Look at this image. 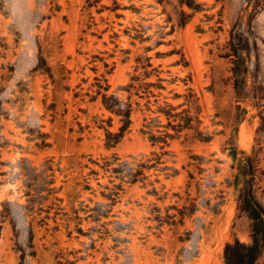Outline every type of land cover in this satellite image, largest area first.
Masks as SVG:
<instances>
[{
  "label": "rangeland",
  "instance_id": "obj_1",
  "mask_svg": "<svg viewBox=\"0 0 264 264\" xmlns=\"http://www.w3.org/2000/svg\"><path fill=\"white\" fill-rule=\"evenodd\" d=\"M263 233L264 0H0V264H264Z\"/></svg>",
  "mask_w": 264,
  "mask_h": 264
},
{
  "label": "trees",
  "instance_id": "obj_2",
  "mask_svg": "<svg viewBox=\"0 0 264 264\" xmlns=\"http://www.w3.org/2000/svg\"><path fill=\"white\" fill-rule=\"evenodd\" d=\"M259 233L260 232H258V234H256V237H254V239H253V243L248 247L252 251L255 250L257 248V246L259 245V243H260V235H259ZM263 235H264V233H263Z\"/></svg>",
  "mask_w": 264,
  "mask_h": 264
}]
</instances>
